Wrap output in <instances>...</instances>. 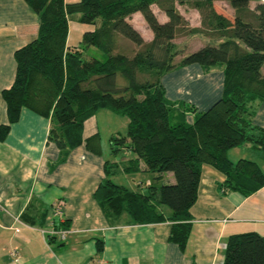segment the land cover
Returning a JSON list of instances; mask_svg holds the SVG:
<instances>
[{"label":"trees","instance_id":"trees-1","mask_svg":"<svg viewBox=\"0 0 264 264\" xmlns=\"http://www.w3.org/2000/svg\"><path fill=\"white\" fill-rule=\"evenodd\" d=\"M25 1L40 26L38 37L16 51V78L3 91L10 124L20 120L24 108L50 118L49 138L60 148L62 162L84 144L85 122L99 110H111L129 120L127 134L112 138L117 150L131 149L136 156L125 171L139 172L144 162L158 179L174 174V184L149 185L146 193L103 181L95 198L113 215L128 214L137 224L170 221V240L184 248L204 165L225 175L223 194L249 197L264 186L259 162L229 158V151L250 144L264 160V129L253 123L255 104L264 100V0ZM219 1L234 9L233 19L217 10ZM153 6L167 15V22L158 20ZM179 6L198 11L201 27H191ZM136 13L153 31L151 42L131 24ZM75 15L95 29L85 32L79 46L69 47V22ZM182 36L206 41L191 51L176 42ZM125 42L134 49H125ZM196 64L205 73L221 67L225 75L221 98L206 111L170 101L163 83L167 74ZM10 129L0 127L1 141ZM99 140L90 137L85 143L101 153L92 147H99ZM162 206L169 215L160 211ZM224 264H264V236H230Z\"/></svg>","mask_w":264,"mask_h":264},{"label":"crops","instance_id":"crops-1","mask_svg":"<svg viewBox=\"0 0 264 264\" xmlns=\"http://www.w3.org/2000/svg\"><path fill=\"white\" fill-rule=\"evenodd\" d=\"M178 8L191 27H201L198 11ZM153 10L161 23L168 21L159 7ZM130 22L147 42L154 39L141 13L134 14ZM39 26L38 15L25 0H0V127L11 125L7 138L0 140V264H224L230 236L248 232L264 236V186L249 197L223 194L220 184L225 175L210 165L203 166L198 199L191 208L192 231L184 248L170 240V221L137 224L128 214L113 215L95 198L101 183L110 179L117 184L113 177L121 172L150 173L144 162L139 172L125 171L136 156L127 148L131 154L121 156L125 148L117 150L112 144L113 137L127 134L129 120L124 115L99 110L85 122L84 144L62 162L60 148L49 138L50 118L24 108L20 120L10 124L3 91L16 78V51L38 37ZM69 28V47L79 46L85 32L95 29L80 23L78 15L70 20ZM195 40L200 42L198 48L206 41L182 36L176 42L190 48ZM224 82L223 68L205 73L197 64L163 79L170 101L192 103L199 111L208 110L221 98ZM253 123L264 129V100L255 104ZM95 136L100 146L92 147L101 153L86 146L85 141ZM230 152L233 161L236 154ZM257 162L264 170V160ZM153 174L157 180L165 174L174 176L170 172L158 179L160 175ZM133 183L126 188L140 193L155 185L150 179L146 186ZM56 205L61 213L53 212ZM160 211L170 214L166 206ZM61 230H68L63 241L52 234ZM13 252L18 256L13 257Z\"/></svg>","mask_w":264,"mask_h":264},{"label":"rangeland","instance_id":"rangeland-1","mask_svg":"<svg viewBox=\"0 0 264 264\" xmlns=\"http://www.w3.org/2000/svg\"><path fill=\"white\" fill-rule=\"evenodd\" d=\"M256 2H253L251 4L252 8H255L256 6ZM216 8L219 12L223 13L224 15L230 17V18H234L235 15V11L233 8L230 7V5L227 2H219L216 4ZM74 21V19H73ZM200 42L198 41H193L192 43V47L189 48V50L192 49H198V45ZM123 47L127 50H132L134 49V45H132L130 42H125L123 44ZM107 148L109 149V153L112 152L111 146H110V141L109 143L106 144ZM119 154H121V156H127L128 154H131V152H129L127 149L121 150L119 152ZM236 154V159H233L234 163H237L243 156V158H247L249 160H253V161H259V156L250 148L249 144H245L243 146H240L239 148H235L234 151L232 150V152H230V155L235 156ZM246 156V157H244ZM233 157H230V159ZM232 160V159H231ZM261 163V162H260ZM119 175L121 176H115L113 177V181L115 180L117 182V184L119 185H123V186H128V184H131V182H135L133 183L134 185H137L141 182H144V185L146 186L147 181H149V179L156 185L158 186H162L164 184H172L170 183V179L172 180L173 183H175V177L172 176L170 178V175H164V177L160 180H157L155 177L156 175H154L153 173H133V174H125L123 172L119 173Z\"/></svg>","mask_w":264,"mask_h":264},{"label":"built area","instance_id":"built-area-1","mask_svg":"<svg viewBox=\"0 0 264 264\" xmlns=\"http://www.w3.org/2000/svg\"><path fill=\"white\" fill-rule=\"evenodd\" d=\"M61 210H62V208L59 205H56L53 208V212L54 213H61ZM52 234L54 236H56L59 240L63 241L67 237L68 230H61V231L53 232ZM12 256L13 257H17L18 256L17 252H13Z\"/></svg>","mask_w":264,"mask_h":264}]
</instances>
